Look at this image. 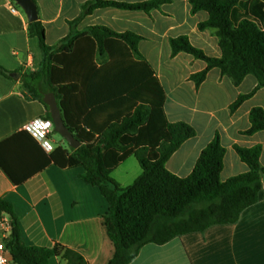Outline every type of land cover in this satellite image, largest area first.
I'll list each match as a JSON object with an SVG mask.
<instances>
[{
    "label": "trees",
    "instance_id": "1",
    "mask_svg": "<svg viewBox=\"0 0 264 264\" xmlns=\"http://www.w3.org/2000/svg\"><path fill=\"white\" fill-rule=\"evenodd\" d=\"M169 1L89 0L82 5L80 15L68 22L70 32L55 45L45 42L40 20L28 24V34L37 37L43 56L39 70L21 76L22 87L44 104L46 118H50V113L43 97L54 93L64 124L80 142L76 149L57 146L47 161L60 168L81 167L80 179L97 187L105 198L108 212L103 224L114 247L106 264H128L148 243L161 245L213 225L234 224L246 208L258 201L264 186L260 144L234 145L248 170L220 180L225 148L217 135L201 151L188 176L179 177L168 171L166 161L196 131L184 121H168L164 90L137 48L142 37L97 25L75 29L96 8L149 12ZM189 3L192 13H207L198 29L214 30L220 56L206 55L185 35L170 39L172 55L185 52L206 63L203 70L190 75L197 87L212 68H218L234 85L253 75L257 86L236 98L230 105L234 111L264 87V0ZM0 74L12 78L11 72L1 65ZM249 120L250 127L242 134L264 130V110L260 106L250 110ZM131 155L142 172L131 184L121 187L110 174ZM0 211L8 213L12 222L6 241L11 264H48L52 257H59L64 264H88L76 250L59 243L52 247L24 244L18 218L3 200Z\"/></svg>",
    "mask_w": 264,
    "mask_h": 264
},
{
    "label": "crops",
    "instance_id": "2",
    "mask_svg": "<svg viewBox=\"0 0 264 264\" xmlns=\"http://www.w3.org/2000/svg\"><path fill=\"white\" fill-rule=\"evenodd\" d=\"M87 1L35 0L48 45L57 44L70 32L68 22L80 15ZM7 2L0 0V65L16 76L7 78L0 74V200L18 218L24 244L52 247L59 243L76 250L88 264H106L114 247L103 224V216L108 212L105 198L97 187L80 179L81 167L60 168L47 161L57 146L69 149L66 142L50 138L52 149L48 152L25 129L33 119L46 117L44 104L31 97L21 82L22 75L39 70L43 55L37 37L28 34L25 14L11 13ZM207 16L203 10L192 13L189 0H170L149 12L107 6L86 14L75 29L81 31L97 25L142 37L137 48L164 90L168 121H184L196 131L169 157L166 169L179 177L188 176L201 151L217 135L225 148L220 172V180L225 181L248 170L234 145L260 144L259 163L264 166V130L242 134L250 127V110L255 106L264 110V87L231 111L230 105L239 95L248 94L257 86L253 75L234 85L218 68H212L198 87L190 79L206 63L185 52L173 56L170 39L185 35L206 55L219 57L214 30L198 29ZM132 158L131 155L121 162L110 176L129 177L136 170L139 176L142 170ZM48 264L64 261L52 257ZM128 264H264V186L258 201L246 208L236 223L213 225L161 245L145 244Z\"/></svg>",
    "mask_w": 264,
    "mask_h": 264
},
{
    "label": "built area",
    "instance_id": "3",
    "mask_svg": "<svg viewBox=\"0 0 264 264\" xmlns=\"http://www.w3.org/2000/svg\"><path fill=\"white\" fill-rule=\"evenodd\" d=\"M18 7L13 0H8L7 8L11 13L15 14L20 11ZM25 129L46 151H51L52 147L48 139L49 134L54 129L51 118H35L26 124ZM11 231L12 222L10 216L8 213L0 211V264H11L6 248V241L9 239Z\"/></svg>",
    "mask_w": 264,
    "mask_h": 264
},
{
    "label": "water",
    "instance_id": "4",
    "mask_svg": "<svg viewBox=\"0 0 264 264\" xmlns=\"http://www.w3.org/2000/svg\"><path fill=\"white\" fill-rule=\"evenodd\" d=\"M23 11L28 22L38 20L37 6L34 0H13ZM11 76H16V73H11ZM43 102L48 106L50 118L54 125V131L58 133L67 143L70 148L76 149L80 146V142L74 138L72 133L64 124L62 114L55 95L48 92L43 97Z\"/></svg>",
    "mask_w": 264,
    "mask_h": 264
},
{
    "label": "rangeland",
    "instance_id": "5",
    "mask_svg": "<svg viewBox=\"0 0 264 264\" xmlns=\"http://www.w3.org/2000/svg\"><path fill=\"white\" fill-rule=\"evenodd\" d=\"M18 8L20 9V7H18ZM20 11L23 13V11L21 9H20ZM47 40H48V42L52 41V38L50 37V35H48ZM50 138H53L57 142L58 141H63L64 143L66 142L58 133H56L54 131V129L51 131L50 136H48L49 141H50ZM132 159H133V161H136L134 158H132ZM135 163H136V167H139L137 165V162H135ZM136 169H138V168H136ZM138 174H139V172H138V170H136L134 172V175H131L129 177L123 176L122 174H120V176L118 174H116V175H114V177L113 176H111V177L113 178V180L115 182L119 183L120 185H122V186L125 185L126 186V185L131 184L133 182V180L138 176ZM263 183H264V177H263Z\"/></svg>",
    "mask_w": 264,
    "mask_h": 264
}]
</instances>
